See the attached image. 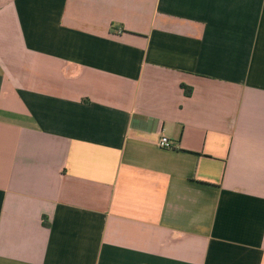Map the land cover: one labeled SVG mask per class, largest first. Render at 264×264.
Masks as SVG:
<instances>
[{
	"label": "crops",
	"instance_id": "obj_1",
	"mask_svg": "<svg viewBox=\"0 0 264 264\" xmlns=\"http://www.w3.org/2000/svg\"><path fill=\"white\" fill-rule=\"evenodd\" d=\"M0 264H264V0H0Z\"/></svg>",
	"mask_w": 264,
	"mask_h": 264
},
{
	"label": "built area",
	"instance_id": "obj_2",
	"mask_svg": "<svg viewBox=\"0 0 264 264\" xmlns=\"http://www.w3.org/2000/svg\"><path fill=\"white\" fill-rule=\"evenodd\" d=\"M158 146L162 149H172L173 142L166 136H162L158 141Z\"/></svg>",
	"mask_w": 264,
	"mask_h": 264
}]
</instances>
